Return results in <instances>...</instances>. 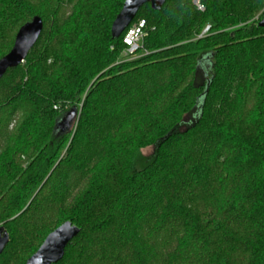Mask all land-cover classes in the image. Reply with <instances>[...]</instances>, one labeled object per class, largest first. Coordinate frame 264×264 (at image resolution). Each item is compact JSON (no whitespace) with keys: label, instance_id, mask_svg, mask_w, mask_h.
Masks as SVG:
<instances>
[{"label":"trees","instance_id":"1","mask_svg":"<svg viewBox=\"0 0 264 264\" xmlns=\"http://www.w3.org/2000/svg\"><path fill=\"white\" fill-rule=\"evenodd\" d=\"M124 2L0 0V60L44 23L0 80V264L66 222L58 264H264V0L147 4L129 61Z\"/></svg>","mask_w":264,"mask_h":264},{"label":"water","instance_id":"2","mask_svg":"<svg viewBox=\"0 0 264 264\" xmlns=\"http://www.w3.org/2000/svg\"><path fill=\"white\" fill-rule=\"evenodd\" d=\"M166 0H125L123 7L111 28L113 39H119L136 19L141 8L147 4L155 11L161 10ZM264 28V18L259 23ZM44 29L42 19L36 17L24 25L15 38L11 52L0 60V80L8 70L24 63L28 54L36 45ZM78 120L75 109L71 110L59 123V128L69 130ZM80 230L71 222H66L53 231L44 241L36 254L26 264H58L65 256L68 245L79 235ZM9 235L0 228V256L9 244Z\"/></svg>","mask_w":264,"mask_h":264},{"label":"built area","instance_id":"3","mask_svg":"<svg viewBox=\"0 0 264 264\" xmlns=\"http://www.w3.org/2000/svg\"><path fill=\"white\" fill-rule=\"evenodd\" d=\"M197 7L202 10L200 4ZM147 23L140 19L133 22L130 27L124 32L123 44L124 50L121 53V58L125 61L133 60L138 56L140 51H143L144 40L147 37Z\"/></svg>","mask_w":264,"mask_h":264},{"label":"rangeland","instance_id":"4","mask_svg":"<svg viewBox=\"0 0 264 264\" xmlns=\"http://www.w3.org/2000/svg\"><path fill=\"white\" fill-rule=\"evenodd\" d=\"M196 3V6H197V4L199 3V1H196L195 2ZM199 9V8H198ZM204 9H202V11H203ZM263 13H264V11L255 19V21H258L259 19L260 20H262L263 18H264V15H263ZM261 22V21H260ZM209 30V27L205 30V32H204V34L207 32ZM122 53V52H121ZM153 152H154V150H153V148H148V149H145V150H143V152H142V154H143V158L145 159V160H149L150 159V157L153 155Z\"/></svg>","mask_w":264,"mask_h":264}]
</instances>
